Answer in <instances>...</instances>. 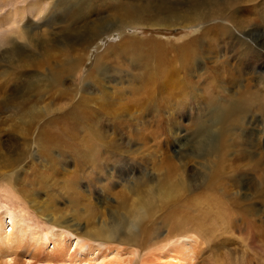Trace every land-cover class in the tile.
I'll use <instances>...</instances> for the list:
<instances>
[{
    "label": "rangeland",
    "instance_id": "1",
    "mask_svg": "<svg viewBox=\"0 0 264 264\" xmlns=\"http://www.w3.org/2000/svg\"><path fill=\"white\" fill-rule=\"evenodd\" d=\"M232 1L0 0V215L74 240L0 264H264V0Z\"/></svg>",
    "mask_w": 264,
    "mask_h": 264
},
{
    "label": "bare ground",
    "instance_id": "2",
    "mask_svg": "<svg viewBox=\"0 0 264 264\" xmlns=\"http://www.w3.org/2000/svg\"><path fill=\"white\" fill-rule=\"evenodd\" d=\"M59 1V0H58ZM119 1V0H118ZM250 1H253V0H233L231 2L230 5H227V6H224L226 7V9L228 10V15L229 14H237L239 10L237 9H240L239 7H243L244 4L250 2ZM26 2V0H25ZM257 2H255L256 4ZM257 6L259 4H256ZM19 6V5H18ZM15 6L16 8L13 9V11L11 12H8L5 17L9 18V21L11 24L15 25L16 23H18V21H16V17L15 16H18L19 17V20L22 21V19H24V11H25V7L21 5V7L19 6ZM32 6H35V5H32ZM202 8L205 7V9H201L204 14L203 15H199L197 12H195V16L193 17V25H190V26H194L195 28H199L200 31L202 30L203 32V27L205 25H207L208 23H211V20L214 19V18H220L222 20H224L226 18V16L223 15L222 13V9H218L216 11H210L208 9V6L205 4V5H200ZM260 6V5H259ZM14 8V7H13ZM183 8V7H182ZM205 10V11H204ZM201 11V12H202ZM40 10H38L37 13H39ZM174 12V11H173ZM41 14V13H40ZM240 13H238L237 15H239ZM4 15V14H3ZM204 16V17H203ZM2 17V15H1ZM0 17V18H1ZM189 16H184L183 17V22L186 21V20H189L188 18ZM6 19V18H5ZM179 20V18H177ZM176 18H173L171 20V22H169L170 24H168V26H166V24H162L160 26L162 27H172V26H182L181 22L178 21ZM166 20V19H165ZM203 21H207L208 23H205ZM168 21H165V23H167ZM5 23V21H4ZM7 24V23H6ZM136 26H140V24H136L134 26H131L129 27L130 29H133L134 27ZM158 25L156 26H151L152 28H155L157 27ZM183 28L185 27H189V26H182ZM150 28V27H148ZM206 29V28H205ZM209 29V28H208ZM218 29V28H217ZM200 32V34L202 33ZM206 33H208V31H206ZM19 35V41H25V32L22 31L21 29L17 32V33H13V32H8V37L9 36H12V35ZM209 34V33H208ZM13 35V36H14ZM6 38L9 40V38ZM12 39V38H11ZM11 39H10V42H11ZM13 40V39H12ZM14 41V40H13ZM4 43V42H3ZM2 45V44H1ZM4 45V44H3ZM22 46V45H21ZM241 46V45H240ZM260 46V45H259ZM10 48V47H9ZM21 48H25V46L21 47ZM239 48V47H238ZM13 50V48H12ZM182 50V49H181ZM248 49L244 50V52H247ZM9 51V50H8ZM7 51V52H8ZM254 52V51H253ZM15 53V52H14ZM13 53V54H14ZM249 53H250V50H249ZM12 54V53H11ZM244 54V53H243ZM18 57L20 55V52H18V54H16ZM11 56V55H10ZM248 56V55H247ZM243 57V56H242ZM261 56L260 55H257L256 57V60L257 59H260ZM252 59V58H251ZM249 60V59H247ZM251 61V60H250ZM171 73L168 72L167 75L163 78V76H161L163 78L164 81H167L168 77H171ZM177 79V78H176ZM169 80V79H168ZM164 83V82H163ZM257 88V87H256ZM246 94V93H245ZM247 97H243L245 98V101L249 102V103H253L256 101V98L252 95H246ZM260 102V101H259ZM244 104V103H243ZM246 104V103H245ZM259 104V103H258ZM247 105V104H246ZM257 105V104H256ZM218 113V112H217ZM226 113V111H225ZM221 114V113H220ZM224 114V112L222 113ZM225 115V114H224ZM217 117H220V115H218ZM220 119V118H219ZM145 214V213H144ZM19 217V218H18ZM6 222H8V229L6 228ZM135 225V224H133ZM31 226H29L28 224H26V222H24V218L23 216L21 215H17V214H14L13 212L9 211V210H5L3 211V214L0 215V242L2 243V246L4 247H19L20 245L24 244L27 246L31 243H34L35 246H41L42 248H46L48 247V244L50 243L52 245L51 249L49 250V253H53L55 254L57 252V247H58V244L59 242H63V241H67V239H71V241H74L72 240L73 237L72 235L66 233V232H63V231H58V230H55L53 228H49L44 234L43 233H39V232H30L29 229H30ZM134 228V227H133ZM136 228V227H135ZM134 228V229H135ZM104 230H98L96 232H93L95 233L93 235V237L95 238H102L103 234H104ZM134 235V234H133ZM135 236V235H134ZM106 239H111L112 238V235L110 236H107V237H104ZM75 239V238H74ZM30 241V242H29ZM59 241V242H58ZM196 242V241H195ZM74 243V246H78L80 245L79 249L77 250L76 252V255L73 260L74 262H77V264H87L88 260H84V258H87V257H90V260L94 263V264H102V261H100L99 259V256L101 254V248L102 246L101 245H97V246H92L90 244H82V242H73ZM72 243V244H73ZM189 243V240L187 237H184V238H181L179 239L178 241L174 242L172 245H169L167 247L168 249V253L169 254H174V251L177 249V248H183L185 250V247H186V244ZM33 244V245H34ZM34 246V247H35ZM33 247V248H34ZM40 247V249H41ZM36 249V247H35ZM47 249V248H46ZM97 250L99 251L97 254H94V251ZM184 250H179L177 249L176 252H179L180 253V256H185L186 259H189L190 257H192L191 255H189L186 251ZM59 252V251H58ZM60 253V252H59ZM58 254V253H57ZM56 254V255H57ZM71 254V253H70ZM65 257L69 258L71 257V255H65ZM12 259H9L8 261L6 262H11ZM5 262V263H6ZM170 263L171 264H184L186 262H184L183 259H177V258H170ZM38 264H42V263H38Z\"/></svg>",
    "mask_w": 264,
    "mask_h": 264
}]
</instances>
